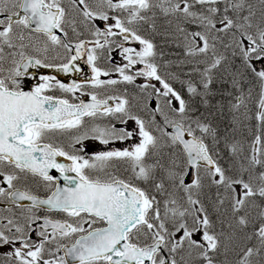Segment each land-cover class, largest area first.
<instances>
[{"label": "snow or ice", "instance_id": "obj_1", "mask_svg": "<svg viewBox=\"0 0 264 264\" xmlns=\"http://www.w3.org/2000/svg\"><path fill=\"white\" fill-rule=\"evenodd\" d=\"M0 264H264V0H0Z\"/></svg>", "mask_w": 264, "mask_h": 264}]
</instances>
